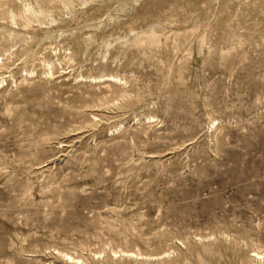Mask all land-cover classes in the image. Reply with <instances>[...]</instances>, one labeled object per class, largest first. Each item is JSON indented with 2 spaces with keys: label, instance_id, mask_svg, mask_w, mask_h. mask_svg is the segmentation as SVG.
Instances as JSON below:
<instances>
[{
  "label": "rangeland",
  "instance_id": "1",
  "mask_svg": "<svg viewBox=\"0 0 264 264\" xmlns=\"http://www.w3.org/2000/svg\"><path fill=\"white\" fill-rule=\"evenodd\" d=\"M1 81L0 264H264V0H0Z\"/></svg>",
  "mask_w": 264,
  "mask_h": 264
},
{
  "label": "bare ground",
  "instance_id": "2",
  "mask_svg": "<svg viewBox=\"0 0 264 264\" xmlns=\"http://www.w3.org/2000/svg\"><path fill=\"white\" fill-rule=\"evenodd\" d=\"M112 80H114V78H112ZM119 81V80H118ZM0 83H3V81H1ZM122 254V253H121ZM125 254V253H124ZM130 253L128 254H125V255H129ZM133 255V254H132ZM62 256V255H61ZM135 256V255H134ZM254 256L257 258V259H263L264 258V254H259V253H255ZM65 258L68 260V261H71V262H80L79 260H75L73 259L72 257L68 256V255H65Z\"/></svg>",
  "mask_w": 264,
  "mask_h": 264
}]
</instances>
